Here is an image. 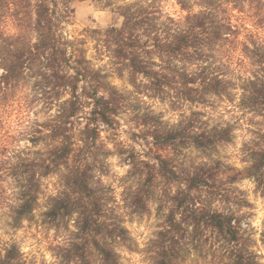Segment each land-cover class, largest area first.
Listing matches in <instances>:
<instances>
[{"label": "trees", "instance_id": "16d2710c", "mask_svg": "<svg viewBox=\"0 0 264 264\" xmlns=\"http://www.w3.org/2000/svg\"><path fill=\"white\" fill-rule=\"evenodd\" d=\"M73 1L0 0V175L7 167L15 178L16 223L35 210L42 179L63 170L62 188L49 198V219L77 214L85 234L125 239L128 228L113 218L94 180V150L104 130L116 129L125 94L94 63L85 39L65 33ZM179 2L187 11L180 18L166 15L155 0L125 4L122 26L93 31L96 49L108 51L118 70H129L139 92L146 88L162 97L176 91V105L206 102L211 94L230 96L240 87L242 104L264 111V0ZM39 107L45 108L44 120L36 114ZM202 114L194 110L171 128L145 120L158 153L156 162L134 156L131 174L138 184L131 207L146 213L164 183L155 264H178L181 250L201 236L213 238L230 264H259L239 214L247 200L230 191L244 176L264 189V143L249 149L244 171L213 159L179 168L178 146L210 153L232 141V126L211 127ZM25 137L29 144L21 148L17 142ZM42 141L46 147L35 149ZM96 237L104 263L119 264L116 252ZM0 261L25 264L16 246Z\"/></svg>", "mask_w": 264, "mask_h": 264}, {"label": "rangeland", "instance_id": "374dc122", "mask_svg": "<svg viewBox=\"0 0 264 264\" xmlns=\"http://www.w3.org/2000/svg\"><path fill=\"white\" fill-rule=\"evenodd\" d=\"M136 1L139 0H75L71 3L74 14L64 30L70 38L85 39V47L94 63L103 66L111 75L109 80L125 94V107L118 117L116 129L104 130L94 150L97 160L94 180L107 198L113 218L128 228L126 238L85 234L77 222V214L57 221L49 219V198L61 190L63 170L42 179L43 190L35 210L16 223L13 205L18 202L15 195L18 188L14 176L4 167L1 171L4 173L0 175V260L8 249L16 246L25 264H105L101 250L96 247V237L101 246H108L116 252L119 264H155L158 254L153 243L164 221L159 208L164 183L157 185L146 213L135 212L131 207L132 193L138 184L137 177L131 174L132 160L136 156L137 160L156 162L158 153L152 137L148 136V126L143 124L147 118L161 121L171 128L196 110L203 113L202 118L211 127L232 126V141L219 145L210 153L194 146H178L175 158L182 164L179 168L213 159L244 171L251 163L249 149L259 143L263 145L264 111L244 106L240 87L233 88L230 96L211 94L206 102L182 101L184 104L175 105L172 100L178 98L176 91L162 97L146 88L139 92L131 83L129 70H118L108 51L101 53L96 49L99 41L93 31L122 26L125 20L122 6ZM155 1L166 15L180 18L187 14L179 0ZM141 79L146 81L145 77ZM235 81L237 84L241 82ZM43 109H35L41 120L47 118ZM28 144L26 137L17 142L21 148ZM45 144L42 141L35 149L45 148ZM232 186L235 187L230 191L232 197L247 200L239 213L243 228H246V242L257 254L259 264H264V189L248 176ZM221 205L215 202V207L222 208ZM201 238L181 250L178 264H230L213 238L208 241L203 236Z\"/></svg>", "mask_w": 264, "mask_h": 264}]
</instances>
